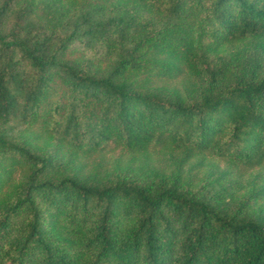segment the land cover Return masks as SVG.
Listing matches in <instances>:
<instances>
[{
  "label": "trees",
  "instance_id": "1",
  "mask_svg": "<svg viewBox=\"0 0 264 264\" xmlns=\"http://www.w3.org/2000/svg\"><path fill=\"white\" fill-rule=\"evenodd\" d=\"M257 169L264 0H0V264H264Z\"/></svg>",
  "mask_w": 264,
  "mask_h": 264
},
{
  "label": "rangeland",
  "instance_id": "2",
  "mask_svg": "<svg viewBox=\"0 0 264 264\" xmlns=\"http://www.w3.org/2000/svg\"><path fill=\"white\" fill-rule=\"evenodd\" d=\"M77 55L78 52L73 50L71 56L77 57ZM82 163L84 165V172L91 170L110 171L117 168L127 167L135 169L136 167L138 168L141 165L139 160H134L132 162L130 156L114 144H110L101 153L86 158L84 162L82 161ZM152 163L156 166L157 164H159V162H156L155 159ZM224 168L225 165L220 161L207 160L201 166L194 167V173L197 177L200 178L209 173L211 170H221ZM238 181V185L240 187V189L238 190V194L247 193L253 187L264 184V169L248 171L246 174L242 175V177Z\"/></svg>",
  "mask_w": 264,
  "mask_h": 264
}]
</instances>
